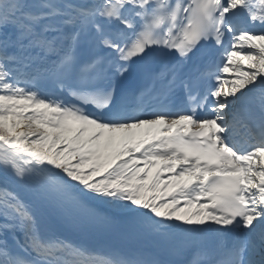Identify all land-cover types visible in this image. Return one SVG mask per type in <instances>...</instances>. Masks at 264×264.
I'll return each instance as SVG.
<instances>
[{"label":"snow or ice","instance_id":"obj_1","mask_svg":"<svg viewBox=\"0 0 264 264\" xmlns=\"http://www.w3.org/2000/svg\"><path fill=\"white\" fill-rule=\"evenodd\" d=\"M0 264H264V0H0Z\"/></svg>","mask_w":264,"mask_h":264}]
</instances>
